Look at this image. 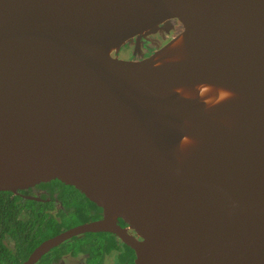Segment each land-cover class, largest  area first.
Segmentation results:
<instances>
[{
	"label": "water",
	"instance_id": "water-1",
	"mask_svg": "<svg viewBox=\"0 0 264 264\" xmlns=\"http://www.w3.org/2000/svg\"><path fill=\"white\" fill-rule=\"evenodd\" d=\"M171 19L150 55L119 57ZM199 83L234 95L207 107ZM55 179L103 216L24 264L97 231L131 264H264V0H0V191Z\"/></svg>",
	"mask_w": 264,
	"mask_h": 264
},
{
	"label": "flooded vegetation",
	"instance_id": "flooded-vegetation-1",
	"mask_svg": "<svg viewBox=\"0 0 264 264\" xmlns=\"http://www.w3.org/2000/svg\"><path fill=\"white\" fill-rule=\"evenodd\" d=\"M160 26L161 29H159L155 36H152V34L151 36H142L138 39V43L136 42V38H133L128 41L126 45L122 46V48L124 49L125 47H128L130 50L133 49L131 50V55L133 54L134 49L137 48L136 53H134L135 56L132 58H143L150 55L158 45L161 46L167 40L178 34L182 29L180 23L175 19L168 20ZM136 43L138 44V47L135 45ZM151 43L153 45H151ZM64 188H68L72 191V197H63L60 195V193L64 191ZM14 194H18L27 200L36 201L40 204L39 207L43 208L42 211H33L30 207V209L23 210L18 214V216L21 215L24 220H28L30 219V216H33L30 221L35 222L33 231L36 230L40 223L45 224L47 218L50 216L54 217L61 224L66 220L69 221L72 214L66 210V204H74L76 208L83 209V213L88 217V220L81 221L73 226L97 220L103 216L101 208L98 206L95 207L93 203H89L83 196L76 194L71 188L66 187V184H58L53 182V180L36 183L25 189L18 190ZM35 216L38 217L36 221ZM39 218L43 220L40 222ZM117 223L127 233L136 236L135 232L121 219H118ZM66 229H62L51 236ZM51 236H48L47 238ZM88 236H90L89 240H85ZM40 237V235H37L35 238L33 237V240ZM47 238L41 239L39 243L26 250L23 248H17L16 238H13L8 233H3L2 237H0V240L2 241L1 243L4 246V249L0 250V264H24L35 248ZM29 239H32V237H29ZM78 241L79 244L75 247L76 250L68 247L69 244ZM113 242L115 243V247H112ZM92 246L94 247V250L92 249ZM129 248L130 247L114 233L108 231L85 232L67 238L50 248L32 264H115V258L117 259L116 264H131L134 261L135 254L134 251H131ZM129 250L131 251L132 258L128 255Z\"/></svg>",
	"mask_w": 264,
	"mask_h": 264
},
{
	"label": "trees",
	"instance_id": "trees-1",
	"mask_svg": "<svg viewBox=\"0 0 264 264\" xmlns=\"http://www.w3.org/2000/svg\"><path fill=\"white\" fill-rule=\"evenodd\" d=\"M58 184H62L59 180H53ZM65 185V184H64ZM66 187L71 188L76 194L83 196L86 200H88L82 193H80L77 189L72 186L66 185ZM75 194V195H76ZM63 197H72V191L68 188H64V191L60 193ZM89 203H93L88 200ZM96 206L95 203H93ZM39 203L32 200H27L18 194H14L10 191H0V237H2L3 233L10 234L13 238H16L17 248H23L28 250L33 245L39 243L41 239L47 238L62 229L69 228L81 221L88 220V217L83 213V209L76 208L74 204H66L65 208L68 210L72 216L66 224H61L54 217H48L47 222L45 224L40 223V225L33 231L35 226V222H30L33 216H30V219L24 220L23 217L18 214L23 210H28L30 207L35 210L42 211L43 208L39 207ZM19 217V218H18ZM74 218V219H72ZM38 219L35 216V221ZM40 222L43 220L39 218ZM45 221V220H44ZM37 235L41 237L38 239H34ZM32 237V239H29ZM0 240V250L4 249L3 244ZM112 247H115V243L113 242ZM94 250V247L92 246ZM131 251L132 249L129 248ZM108 250V248H107ZM128 251V255L132 258L131 251Z\"/></svg>",
	"mask_w": 264,
	"mask_h": 264
},
{
	"label": "clouds",
	"instance_id": "clouds-1",
	"mask_svg": "<svg viewBox=\"0 0 264 264\" xmlns=\"http://www.w3.org/2000/svg\"><path fill=\"white\" fill-rule=\"evenodd\" d=\"M175 91L184 96L186 99L193 98V93L190 90L177 87ZM195 95L201 99V102L204 105L207 107H213L225 100L232 98L234 93L222 87H214L212 84L199 83L195 85ZM192 143L193 141L187 135H183L180 138L179 146L183 148L186 145H190Z\"/></svg>",
	"mask_w": 264,
	"mask_h": 264
},
{
	"label": "rangeland",
	"instance_id": "rangeland-1",
	"mask_svg": "<svg viewBox=\"0 0 264 264\" xmlns=\"http://www.w3.org/2000/svg\"><path fill=\"white\" fill-rule=\"evenodd\" d=\"M155 34H156V33H155ZM155 34H152V36H155ZM148 36H151V34L148 35ZM131 45H132V44H131ZM151 45H153V44L151 43ZM158 46H159V45H158ZM131 50H133V49H131ZM131 50H130V48H128V47H125L124 49L121 48V50H120V52H119V57L124 58V59H133L132 57L135 56V54H134V52H133V54L131 55V52H132ZM72 217H73V216H72ZM72 219H74V218H72ZM67 222H68V220L64 221L63 224H66ZM89 238H90V236H88L87 238H85V240H89ZM78 244H79V241H78V242H73L72 244H69L68 247H69V248H74V249L76 250L75 247H77ZM114 261H115V264H116V263H117V259L115 258Z\"/></svg>",
	"mask_w": 264,
	"mask_h": 264
}]
</instances>
